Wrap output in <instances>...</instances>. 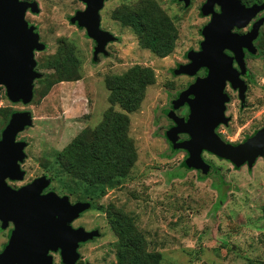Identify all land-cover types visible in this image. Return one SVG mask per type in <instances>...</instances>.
Masks as SVG:
<instances>
[{
  "label": "rangeland",
  "instance_id": "obj_1",
  "mask_svg": "<svg viewBox=\"0 0 264 264\" xmlns=\"http://www.w3.org/2000/svg\"><path fill=\"white\" fill-rule=\"evenodd\" d=\"M35 1L40 13L28 12L26 20L37 28L46 45L34 57L36 70L43 77L35 82L34 97L28 105L10 101L5 88H0V137L14 112H28L32 120V125L16 138L26 143V159L21 164L25 176L22 181L7 184L17 189L46 176L52 182L45 193L67 196L71 203L90 202L91 208L72 223L75 228L100 232L82 249L89 264L117 263L119 240L109 221V209L136 226L147 252L159 254L163 264H264V157L250 168L204 153L214 172L201 178V172L181 167L187 152L180 150L169 156V140L163 135V129L171 124L165 116L170 100L195 79L175 76L173 71L188 63L187 53L197 51L203 41L202 30L211 19L201 14L206 0H191L189 6L177 0H155L178 31L175 50L166 58L142 49L133 30L111 18L117 7L133 6L140 0L105 2L100 12L101 28L115 40L108 45V54L97 58L95 42L85 29L69 20L85 9L82 2ZM258 16L264 17V12ZM260 35H264V25ZM255 45L264 48L262 41ZM71 55L79 63L78 79L56 83L43 95L45 82L57 76L53 66ZM246 63L250 78L244 77L245 102H240L237 91L227 85L230 101L225 115L230 120L217 129L226 142L236 145L264 129V53L248 57ZM135 65L149 67L155 75L140 108L129 114L128 135L136 148L137 161L129 175L102 196L88 193L84 185L60 171L57 153L83 130H93L103 121L111 107L106 78ZM115 110L121 111L118 106ZM11 228L0 227V249Z\"/></svg>",
  "mask_w": 264,
  "mask_h": 264
},
{
  "label": "water",
  "instance_id": "obj_2",
  "mask_svg": "<svg viewBox=\"0 0 264 264\" xmlns=\"http://www.w3.org/2000/svg\"><path fill=\"white\" fill-rule=\"evenodd\" d=\"M80 1L86 8L78 11L70 22L84 28L87 36L96 42L94 56L97 58L99 54H106L107 44L115 40L112 34L101 29L100 11L107 0ZM178 1L185 6L191 2ZM28 11L39 14L38 3L0 0V88H5L10 101L25 105L34 97L35 82L43 77L36 70L35 53L46 49L36 27L29 26L26 21ZM262 12L264 2L247 6L241 0H206L201 14L211 19L202 30L200 50L189 51L188 63L173 71L175 76L195 77V81L172 101L169 117L176 126L170 128L165 137L174 149L187 152L185 164L188 168L205 176L214 170L204 159V152L237 167L247 164L251 168L259 157H264V129L237 145L226 142L217 133V129L230 120L225 115L226 104L230 101L225 92L227 85L238 92L240 102H245L247 84L242 79L248 74L245 51L253 56L258 54L255 42L264 25V17L245 34L238 31L246 29ZM201 70L207 71L204 76L198 75ZM185 106L189 107L187 119L176 114L177 109ZM31 125L28 112H14L1 133L0 222L3 229L9 223L14 228L0 254V264H53L49 252L58 250L64 264H74L78 259V245L100 236L98 230L86 231L72 226L91 208L90 202L72 204L67 196L54 192L44 194L52 182L46 176L18 189L7 184V181H22L25 176L21 164L26 159V143L16 138ZM182 134L189 138L180 142L178 137Z\"/></svg>",
  "mask_w": 264,
  "mask_h": 264
},
{
  "label": "trees",
  "instance_id": "obj_3",
  "mask_svg": "<svg viewBox=\"0 0 264 264\" xmlns=\"http://www.w3.org/2000/svg\"><path fill=\"white\" fill-rule=\"evenodd\" d=\"M241 1L247 6L264 2ZM111 18L123 27L131 28L142 49L151 51L159 58H166L174 52L178 40L177 28L155 0H140L133 6H119L111 13ZM258 41H262L264 45V35H260L256 42ZM258 52L261 56L264 48H258ZM53 67L57 69V76L45 82L43 95L56 83L78 79L79 63L73 55L63 61L59 59ZM154 82L153 70L139 65L124 73L108 76L106 86L110 91L111 107L95 129L83 130L57 153L60 171L72 181L84 185L88 193L99 192V196L106 189L120 184L137 161L136 148L128 135L129 114L140 108L147 87ZM115 106L121 111H116ZM170 148V157L180 151L174 149L172 144ZM181 167L186 171L191 170L185 161ZM200 176L207 177L202 173ZM261 211L264 227V205ZM107 213L112 230L119 240L116 264H163L159 254L147 252L144 238L129 219L111 209Z\"/></svg>",
  "mask_w": 264,
  "mask_h": 264
},
{
  "label": "flooded vegetation",
  "instance_id": "obj_4",
  "mask_svg": "<svg viewBox=\"0 0 264 264\" xmlns=\"http://www.w3.org/2000/svg\"><path fill=\"white\" fill-rule=\"evenodd\" d=\"M23 1H29V2H36L35 0H23ZM80 1V0H79ZM108 1V0H107ZM81 2V1H80ZM177 2L178 3H181V2H179L178 0H177ZM83 3V2H82ZM183 3V2H182ZM184 4V3H183ZM185 5V4H184ZM83 6L86 8V5L83 3ZM217 8V7H216ZM40 9V8H39ZM85 10V9H84ZM84 10H82V11H84ZM102 11V10H101ZM100 11V12H101ZM28 12H30V11H28ZM27 12V13H28ZM78 12V11H77ZM76 12V13H77ZM217 12V11H216ZM218 12H219V8H218ZM32 14V13H31ZM27 15V14H26ZM34 15H37V14H34ZM260 17H262V16H260ZM260 17L259 16H257V18L254 20V21H252L250 24H249V26H248V28L244 31V32H242L243 30H240V31H238V32H240V34H245L246 32H248V31H250L251 30V28H252V26H253V24L258 20V19H260ZM71 19V18H70ZM69 19V20H70ZM27 21V20H26ZM28 22V21H27ZM29 23V26H34L32 23H30V22H28ZM74 25V24H73ZM77 25V24H76ZM78 26V25H77ZM35 27V26H34ZM79 27V26H78ZM80 28V27H79ZM84 29V28H83ZM102 29V28H101ZM103 30V29H102ZM86 31V30H85ZM36 32H37V28H36ZM87 34V33H86ZM92 40V39H91ZM41 41V40H40ZM93 42H95L94 40H93ZM112 42H110V43H108L107 44V46H106V54H101V55H107L108 54V52H107V47H108V45L109 44H111ZM255 44H256V42H255ZM95 46H96V42H95ZM257 47V46H256ZM95 48V47H94ZM200 50V47H199V49L197 50V51H199ZM228 55H230V56H232V53H230L229 51H227L226 52ZM259 53V52H258ZM100 55V54H99ZM255 56H258V54L257 55H255ZM248 57H254L253 55H251L249 52H247V51H245V62H246V60H247V58ZM234 64H236V63H234ZM247 64V63H246ZM235 67H237L236 65H235ZM248 68V67H247ZM201 71H203V75H201V76H204L205 74H206V70H201ZM250 74H249V72H248V74L246 75V76H244L245 78H250V76H249ZM244 77H242V79L244 80ZM195 81V79L191 82V83H193ZM245 81V80H244ZM191 83H189V84H187V86H186V88H184L183 90H185V89H187V87L191 84ZM183 90H181V91H179L178 93H177V96H175L174 98H172L171 100H170V103H169V108L168 109H166L165 111V116H166V119L167 120H169L170 122H171V124L167 127V128H165V129H163V135L165 136V133L170 129V128H173V127H175L176 126V124H175V122L172 120V119H170V117H169V115H170V113H171V111H172V101L173 100H175L178 96H179V94L183 91ZM238 93V92H237ZM176 114L179 116V117H181V118H184V119H187V116L189 115V107L188 106H185V107H182V108H179V109H177L176 110ZM3 131V130H2ZM2 133V132H1ZM1 138V137H0ZM166 138V137H165ZM179 139V141L180 142H182V141H184V140H186V139H188L189 137L187 136V135H179V137H178ZM167 140V139H166ZM168 141V140H167ZM168 143H169V145H170V147H171V143L168 141ZM204 153H206V154H209V153H207V152H204ZM203 153V154H204ZM209 155H211V154H209ZM187 156H188V154H187ZM207 162V161H206ZM208 164H210L212 167H214V165L212 164V163H209V162H207ZM12 182V181H11ZM18 189V188H17ZM46 193H48V192H46ZM45 192H44V194H46ZM76 203V202H75ZM72 204H74V203H72ZM9 225L12 227L10 230H9V234H10V232L13 230V228H14V225L12 224V223H9ZM8 225V226H9ZM0 227H1V222H0ZM73 228H75V227H73ZM76 228H79V227H76ZM1 229H3L2 227H1ZM91 231H93V230H91ZM9 234H8V236H7V239H6V242L5 243H3L2 244V246H1V249H0V254H2L3 253V251L5 250V248H6V246H7V244H8V242H9ZM96 238H94V240H95ZM93 239H91V240H89V241H87V242H84V243H80L79 245H78V248H77V253H78V259L76 260V262L74 263V264H89L88 262H86L85 261V258L83 257V253H82V249H84V248H86V245H88L89 243H92L93 241H94ZM49 255L50 256H52V259H53V264H64V262H63V259H62V254H61V251L60 250H58V251H50L49 252ZM55 256H57V258L55 257ZM57 259V260H56Z\"/></svg>",
  "mask_w": 264,
  "mask_h": 264
}]
</instances>
